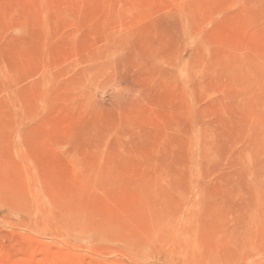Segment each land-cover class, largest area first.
Here are the masks:
<instances>
[{"label":"rangeland","instance_id":"obj_1","mask_svg":"<svg viewBox=\"0 0 264 264\" xmlns=\"http://www.w3.org/2000/svg\"><path fill=\"white\" fill-rule=\"evenodd\" d=\"M0 264H264V0H0Z\"/></svg>","mask_w":264,"mask_h":264}]
</instances>
